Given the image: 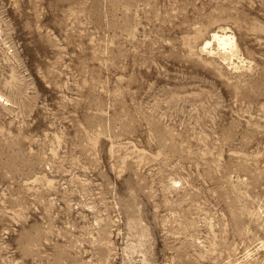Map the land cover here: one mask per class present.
Segmentation results:
<instances>
[{
    "label": "rangeland",
    "instance_id": "rangeland-1",
    "mask_svg": "<svg viewBox=\"0 0 264 264\" xmlns=\"http://www.w3.org/2000/svg\"><path fill=\"white\" fill-rule=\"evenodd\" d=\"M263 245L264 0H0V264Z\"/></svg>",
    "mask_w": 264,
    "mask_h": 264
},
{
    "label": "bare ground",
    "instance_id": "bare-ground-1",
    "mask_svg": "<svg viewBox=\"0 0 264 264\" xmlns=\"http://www.w3.org/2000/svg\"><path fill=\"white\" fill-rule=\"evenodd\" d=\"M215 42L218 45V48L221 49L224 53H232L235 50V39L234 36L227 33L226 31H215L212 33V36L208 39H205L202 45V50L209 53L213 52L212 43ZM233 55V54H231ZM227 56V55H226ZM264 246V245H263Z\"/></svg>",
    "mask_w": 264,
    "mask_h": 264
}]
</instances>
